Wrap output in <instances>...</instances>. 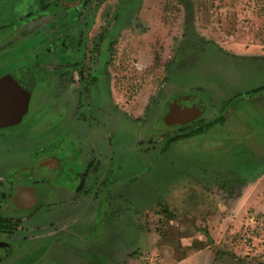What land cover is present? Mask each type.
<instances>
[{
  "label": "rangeland",
  "instance_id": "1",
  "mask_svg": "<svg viewBox=\"0 0 264 264\" xmlns=\"http://www.w3.org/2000/svg\"><path fill=\"white\" fill-rule=\"evenodd\" d=\"M53 1L43 0L50 12ZM93 8L88 46L121 22L108 77L128 122L107 126V204L87 210L86 237L61 238L75 252L19 243L0 264H264V109L247 101L264 91L255 92L264 87V0H90L82 24ZM28 46L29 62L40 50L41 65L52 63L49 48ZM43 74L45 93L53 82ZM173 94L204 111L189 125L218 123L167 146L181 128L165 123ZM46 108L39 147L68 159V140L52 137L68 130L64 112Z\"/></svg>",
  "mask_w": 264,
  "mask_h": 264
},
{
  "label": "flooded vegetation",
  "instance_id": "2",
  "mask_svg": "<svg viewBox=\"0 0 264 264\" xmlns=\"http://www.w3.org/2000/svg\"><path fill=\"white\" fill-rule=\"evenodd\" d=\"M41 2L38 6L37 0H0V261L19 243L39 244L47 253L57 248L75 252L61 238L83 239L89 233L87 210L94 206L103 212L113 159L109 149L113 131L107 126L128 122L114 101L108 77L121 22L114 29L101 27L88 46L85 37L91 35L95 8L89 10L86 23L81 19L90 0L71 7L54 0L57 10L52 12ZM77 7L78 13L68 12ZM28 43L30 49L41 45V53L52 48L47 50L52 63L41 65L40 50L29 62ZM44 68L53 82L45 93ZM172 96L168 106L188 98ZM247 101L264 109V91ZM48 105L59 117L64 112L60 120L68 130L63 137H52L68 140V159L63 149L39 147ZM40 167L49 175L40 174ZM75 213L79 217H70ZM83 246L82 250L88 247Z\"/></svg>",
  "mask_w": 264,
  "mask_h": 264
},
{
  "label": "water",
  "instance_id": "3",
  "mask_svg": "<svg viewBox=\"0 0 264 264\" xmlns=\"http://www.w3.org/2000/svg\"><path fill=\"white\" fill-rule=\"evenodd\" d=\"M203 113L201 107L193 105L188 98L177 100L168 107L165 123L169 127H184L193 123Z\"/></svg>",
  "mask_w": 264,
  "mask_h": 264
},
{
  "label": "trees",
  "instance_id": "4",
  "mask_svg": "<svg viewBox=\"0 0 264 264\" xmlns=\"http://www.w3.org/2000/svg\"><path fill=\"white\" fill-rule=\"evenodd\" d=\"M264 90V87L263 88H260V89H257L255 92H259V91H263ZM219 120H213V121H210L206 126L207 128H204V127H199L197 124L198 123H194L192 125H187V126H184V127H181L180 128V132L179 133H176L172 136H170L168 138V143H167V146L170 145L171 143H174V142H178L180 141L181 139H187V138H190V137H196V136H199L201 135L204 130L206 129H209L211 127H213L214 124L218 123ZM197 126V127H196ZM166 149H164L165 151ZM163 151V152H164Z\"/></svg>",
  "mask_w": 264,
  "mask_h": 264
},
{
  "label": "crops",
  "instance_id": "5",
  "mask_svg": "<svg viewBox=\"0 0 264 264\" xmlns=\"http://www.w3.org/2000/svg\"><path fill=\"white\" fill-rule=\"evenodd\" d=\"M261 177H264V174H262V176Z\"/></svg>",
  "mask_w": 264,
  "mask_h": 264
}]
</instances>
